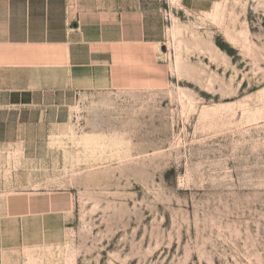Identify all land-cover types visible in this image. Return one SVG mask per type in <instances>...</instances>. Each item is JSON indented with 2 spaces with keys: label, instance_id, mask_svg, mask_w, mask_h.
I'll list each match as a JSON object with an SVG mask.
<instances>
[{
  "label": "rangeland",
  "instance_id": "1",
  "mask_svg": "<svg viewBox=\"0 0 264 264\" xmlns=\"http://www.w3.org/2000/svg\"><path fill=\"white\" fill-rule=\"evenodd\" d=\"M113 1L154 56L0 152V264H264V0Z\"/></svg>",
  "mask_w": 264,
  "mask_h": 264
},
{
  "label": "crops",
  "instance_id": "2",
  "mask_svg": "<svg viewBox=\"0 0 264 264\" xmlns=\"http://www.w3.org/2000/svg\"><path fill=\"white\" fill-rule=\"evenodd\" d=\"M115 6L112 0H0V152L18 149L27 157L37 145L32 132L45 118L42 106L90 83L112 82L125 67L119 63L141 62L148 51L154 56L150 35L158 14H144L146 31L131 40L121 21L103 17Z\"/></svg>",
  "mask_w": 264,
  "mask_h": 264
},
{
  "label": "bare ground",
  "instance_id": "3",
  "mask_svg": "<svg viewBox=\"0 0 264 264\" xmlns=\"http://www.w3.org/2000/svg\"><path fill=\"white\" fill-rule=\"evenodd\" d=\"M214 4H215L214 7H213L214 10L212 12H210L209 14H207V15L216 18V16L218 15V9H219L220 6H219V3H214ZM171 34H172V37L174 38L175 37V32L173 30L171 31ZM179 64H180V62H179Z\"/></svg>",
  "mask_w": 264,
  "mask_h": 264
}]
</instances>
